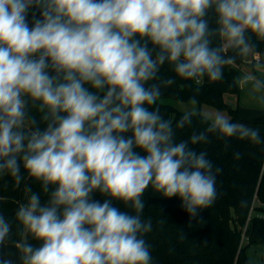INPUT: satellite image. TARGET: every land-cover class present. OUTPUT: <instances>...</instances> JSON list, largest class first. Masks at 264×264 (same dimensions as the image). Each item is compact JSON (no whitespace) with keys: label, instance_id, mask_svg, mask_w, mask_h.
<instances>
[{"label":"clouds","instance_id":"9594fccd","mask_svg":"<svg viewBox=\"0 0 264 264\" xmlns=\"http://www.w3.org/2000/svg\"><path fill=\"white\" fill-rule=\"evenodd\" d=\"M212 8L215 29L205 19ZM31 9L39 17L33 12L30 27ZM247 33L264 41V0H0V176L19 186L22 162L49 195L42 205L25 188L27 202L16 212L21 264H152L144 235L153 225L141 218L149 187L179 198L191 219L202 220L222 169L189 142L206 143L208 133L257 144L262 138L216 112L204 132L177 142L173 121L157 105L162 87L175 81L158 74L167 62L182 80L218 82L225 67L255 53ZM242 79L264 108V78ZM29 105L47 122L44 130ZM195 114L185 112L175 128ZM95 192L107 198L101 203ZM10 232L0 214V245ZM0 264L14 262L0 257Z\"/></svg>","mask_w":264,"mask_h":264},{"label":"trees","instance_id":"16d2710c","mask_svg":"<svg viewBox=\"0 0 264 264\" xmlns=\"http://www.w3.org/2000/svg\"><path fill=\"white\" fill-rule=\"evenodd\" d=\"M33 12L39 17L38 10L29 11L30 27ZM205 19L208 20L210 28L218 27L214 8L209 9ZM246 35L256 47L255 53L260 57L258 62L264 66V41L257 40L251 33ZM220 42L218 36L212 37V46H218ZM148 47L153 48L151 42L148 43ZM255 53L242 60L237 58L235 65L225 67L222 80L209 82L205 77L200 84L180 79L172 66L165 62L160 68L159 80L172 78L175 83L170 87H162V97L184 102H192L194 98L199 103H208L226 110L234 122L248 123L251 120L241 118L239 108L226 101L225 94L240 95L242 65L253 67L257 61L254 58ZM227 55L233 53L229 51ZM159 80L151 81L149 84L158 83ZM86 87L93 91L90 85ZM157 105L163 118L173 121L177 142L188 140L193 132H204L210 123V120L205 119L208 116L199 111L193 115L190 125L177 129L176 122L187 111H182L161 99L157 101ZM154 108L155 106H152L150 110ZM28 110L30 116L36 119V126L44 130L47 122L42 121L41 114L31 105ZM259 133L262 138L259 144L237 137L221 139L215 133H208L206 143L192 145L189 142V147L197 152H207L208 159L214 166L222 169L216 174L217 197L210 207L202 210V220L199 217L191 219L180 207L179 198L168 199L151 187L145 191L143 196L145 208L141 218L145 221L151 219L153 225L152 231L144 235V239L150 245L152 264H253L247 249L253 244L264 243V132ZM123 135L130 136L131 132ZM236 152L241 153L240 159L235 158ZM21 176L19 186L10 175L0 176V214L11 225L8 239L0 245V257L10 258L14 264H21V254L15 243L21 239L22 227L16 220V212L20 204L27 202L25 188L30 187L32 192L39 194L42 205L47 204L49 199V195L43 192L41 183L28 177L22 162ZM92 198L102 203L107 197L95 192ZM112 203L121 211L135 214L134 209L120 201L113 200ZM27 242L37 247L41 243L34 240L31 235L27 236Z\"/></svg>","mask_w":264,"mask_h":264},{"label":"rangeland","instance_id":"374dc122","mask_svg":"<svg viewBox=\"0 0 264 264\" xmlns=\"http://www.w3.org/2000/svg\"><path fill=\"white\" fill-rule=\"evenodd\" d=\"M258 65L263 66L260 63H258ZM243 66H246L248 71L251 70V72L254 74L255 71L250 69L251 67L249 65L244 64ZM243 75L245 76L244 73ZM232 98H235L233 99L234 103L238 105L240 117H243L244 119H247V120H251L245 125L252 129H259L264 132V108L260 106L259 101H258V96L251 95L250 97L248 96L246 99L245 98L240 99V101L238 102L235 94L225 95V100L228 101L229 103L231 101L230 99ZM160 99L163 102L175 105L178 109L182 111H187V112H199L200 111L201 113H203L204 115L208 117L214 115L216 112H220L230 117V115L228 114L226 110L218 109L214 105H211L208 103H199L196 101V103L194 104L192 102H184V101L175 100L170 97H161ZM247 254L249 255L253 264H264V243H256V244L251 245L247 249Z\"/></svg>","mask_w":264,"mask_h":264},{"label":"crops","instance_id":"0c3cea01","mask_svg":"<svg viewBox=\"0 0 264 264\" xmlns=\"http://www.w3.org/2000/svg\"><path fill=\"white\" fill-rule=\"evenodd\" d=\"M256 54H258V53H255V55ZM258 61H255V63H254V67H251L250 69H252V70H254L255 72H257V73H255L254 72V74L256 75V76H259V77H261V78H264V66H259L258 65ZM242 71H243V73L245 74V75H252L253 73L251 72V70H249L248 71V69H247V67L246 66H243L242 65ZM244 75H242V77H243ZM227 94H229V93H227ZM226 95V94H225ZM231 95H233V94H231ZM236 95V94H235ZM251 95H256V96H259L260 95V93H254L253 91H252V89H251V85L247 82V81H245V80H243V79H241V93H240V95H236V98H237V100H238V102L240 101V99H242V98H247L248 96L250 97ZM234 97V96H233ZM233 99H235V98H232V99H230L229 101H230V103L234 106V107H238V105H236L235 103H234V100ZM241 118H243V117H241ZM244 119V118H243ZM245 120H247V119H245ZM244 124H246V123H244ZM249 125V124H248ZM254 130H256V131H259V132H263V131H261V130H259V129H254Z\"/></svg>","mask_w":264,"mask_h":264},{"label":"built area","instance_id":"2783aa9c","mask_svg":"<svg viewBox=\"0 0 264 264\" xmlns=\"http://www.w3.org/2000/svg\"><path fill=\"white\" fill-rule=\"evenodd\" d=\"M255 59H256L257 61H259V59H260L259 54H256V55H255Z\"/></svg>","mask_w":264,"mask_h":264}]
</instances>
